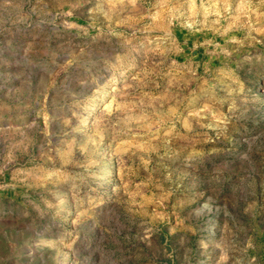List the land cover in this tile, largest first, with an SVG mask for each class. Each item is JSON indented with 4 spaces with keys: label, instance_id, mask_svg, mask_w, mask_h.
Here are the masks:
<instances>
[{
    "label": "rangeland",
    "instance_id": "1",
    "mask_svg": "<svg viewBox=\"0 0 264 264\" xmlns=\"http://www.w3.org/2000/svg\"><path fill=\"white\" fill-rule=\"evenodd\" d=\"M0 264H264V0H0Z\"/></svg>",
    "mask_w": 264,
    "mask_h": 264
}]
</instances>
